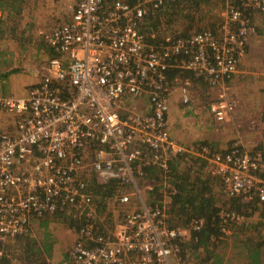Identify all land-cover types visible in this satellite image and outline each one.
<instances>
[{
	"label": "built area",
	"instance_id": "1",
	"mask_svg": "<svg viewBox=\"0 0 264 264\" xmlns=\"http://www.w3.org/2000/svg\"><path fill=\"white\" fill-rule=\"evenodd\" d=\"M165 2L113 0L106 6L104 0H72L70 19L43 36L50 55L40 82L26 97L0 98L1 107L17 116L0 133V264L4 246L24 235L33 219L91 203L86 166L100 182L118 181L115 202L131 211L109 231L84 220L69 251L73 264H206L198 256L202 249L191 248L203 221L168 224L166 199L175 191L169 166L182 151L167 130V70L179 67L212 87L223 85L210 111L219 123L230 120L235 107L225 82L246 52V38L256 32L252 14H264V0H226L219 33L204 28L167 35L158 49L148 42L143 19ZM185 81L179 91L187 102ZM142 99L150 106L145 114L130 103ZM197 149L228 201L263 206L264 151L238 143L224 151ZM144 166L160 172V202L143 199L154 187L147 182L140 189ZM227 207L217 211L214 244L244 220Z\"/></svg>",
	"mask_w": 264,
	"mask_h": 264
},
{
	"label": "rangeland",
	"instance_id": "2",
	"mask_svg": "<svg viewBox=\"0 0 264 264\" xmlns=\"http://www.w3.org/2000/svg\"><path fill=\"white\" fill-rule=\"evenodd\" d=\"M106 1L109 2L108 0ZM225 1L213 0L202 4L198 11H191L190 18L182 16L181 12H177V5H175L171 23L166 22L164 19L160 27L163 32L165 31L166 36L197 32L204 27L210 28L209 26L212 22L218 27L223 20L221 11ZM72 8V0H5V3L0 0V13L6 22L3 25L4 37L0 39V45L12 46V44H18L23 47L15 48L8 57L0 60V98L8 96L26 97L29 90L40 82L44 64L48 59L50 50L49 48H36V46H46V42L43 40L44 34H47L57 24L67 22L71 17ZM177 10L181 11L182 9L177 7ZM184 12L182 11V13ZM257 16L258 18H256ZM256 17L254 23L256 34L259 35L256 38L262 44L261 47H264V26L258 21V19H263L264 14H257ZM10 21L12 22V28L9 27ZM245 51H247V48ZM3 52L0 51L1 57L5 56L2 55ZM30 62H37V65L28 66ZM8 71H11V73L3 76ZM236 72L225 82L226 88L227 82L234 78ZM10 74L17 75L15 77L12 76L10 79ZM175 79L170 84L168 94L167 130L170 138L181 147L182 152L190 153L194 157H200L197 148L201 145H206L214 151H224L234 145V143H238L248 151H264V144L254 148L245 146V140H264V126L257 125L254 121L253 123L246 122L245 125L249 130L245 133L244 139L235 133L234 137L230 136L225 131V124L219 123L214 119L210 111V104L215 101L223 85L217 89L209 86L196 75L192 78L187 72H182ZM30 80L35 81L29 83ZM183 81L188 83V85H184L188 96L187 102L182 101L180 97L179 88L184 84ZM226 92L230 98L228 88ZM132 102L137 103L139 108L141 107L143 110L149 106L148 101L143 99L130 100V103ZM16 118L17 116L14 113L6 111L0 105V133L11 129ZM177 129H181L182 133L186 131L185 137L180 132L177 133ZM190 133L197 134L198 141L191 143L189 141ZM232 137L234 138L233 140ZM180 158L181 156L176 159L180 160ZM192 167H194L193 171L195 173H209L213 177L208 161L203 158L194 160ZM84 177L88 185L87 191L92 194L91 203L76 210L70 208L66 211L56 212L57 215H55L56 213L46 214L40 218L33 219L24 235L8 241L4 246L2 264H25L27 250L28 252H35L38 247H49L50 256L46 258L44 264H73L69 251L79 238L78 229L84 220H90L100 230L109 231L114 228L117 222L122 220L124 214L131 211L130 205H120L117 201L115 202V197L113 196L108 202L102 204V197L94 193L92 183L94 181L98 184L105 182L102 180L100 182L89 166H86ZM138 182L140 189L143 190L145 184L150 181L144 178V180L142 179ZM214 192L218 205L228 204L229 201L223 196L219 181L215 178ZM150 195L143 197L145 202H148V196ZM242 204L239 212L244 215V220L233 226V233L230 237L218 244H214L216 247L211 249V252L200 251L198 256L202 260L208 253H211L210 264H248L257 257L259 259L258 264L260 262L264 264L263 206L255 203L252 205ZM171 220H169L168 215V224L170 223L171 226L183 225H173ZM245 238L262 241L263 248L253 251L247 256L241 250V242ZM191 248L195 250L193 245Z\"/></svg>",
	"mask_w": 264,
	"mask_h": 264
},
{
	"label": "trees",
	"instance_id": "3",
	"mask_svg": "<svg viewBox=\"0 0 264 264\" xmlns=\"http://www.w3.org/2000/svg\"><path fill=\"white\" fill-rule=\"evenodd\" d=\"M108 1L109 2L104 0V4L106 6L110 5L113 0ZM125 1L128 4L135 3V0ZM212 1L213 0H166L165 4L162 7L152 12L148 11L147 15H145L143 19V21L145 22L143 31L146 33L148 42L154 44L158 49H161V47L164 45V37L166 36V34L163 32L160 25H162V20L164 21V19L166 20V22L171 23L173 15L172 13L174 12L175 5H177V12H181L182 16L190 18L191 11H198L202 4H206ZM220 1L223 2L224 0ZM2 3H5V0H2ZM177 7L182 10H177ZM182 11L185 12L182 13ZM4 23L5 20L1 16L0 39L4 37ZM209 27L214 33H218L219 28L215 26V23L212 22ZM152 34L154 35L153 37H151ZM182 72L189 73L192 78L195 76L194 72L190 70L181 69L179 67L169 68L167 70V78L169 79V83L171 84L175 77H178ZM9 73H11V71L6 72L5 74H3V76H6ZM205 83L208 84L207 82ZM175 156L170 161L169 166L170 173L168 183L175 190L174 193L168 194V197L166 199L169 220L172 219L171 222L173 225H184L191 218L201 219L203 221V227L199 232L194 234L197 236V241L192 245L195 247V250L201 248L204 252H211V249H215L216 247L214 246V242L210 240L211 235L217 232L215 217L217 211L221 207H226L227 204L221 206L216 202L214 192V178L211 177L209 173H204L202 171L204 174H200L193 171L194 167L192 166L194 160L201 159V156L194 157L192 154H187L185 152H180L177 154L176 158L181 156L180 160L176 159ZM144 170L147 171V179H149V181L152 182L154 186L151 193H149L153 196H148L147 203L162 201L164 198V193L161 187L162 184H160V172L150 166H144ZM92 184V190L94 191V193L96 195H101L102 204L108 202L112 198V196L115 197L117 190L120 188V184L116 180H109L103 184H98L94 181ZM242 205L243 204L236 199H232L228 202L227 208L241 211L240 208ZM55 215H57V213ZM262 245L263 242L258 239L252 240L245 238L244 241L241 242V250H243V253L245 252V254L248 256L251 252L262 249ZM210 254L208 253L203 259L206 264H210ZM26 256L27 258H25V264H44L46 262V258L50 256L49 247H38L35 252H28L27 250ZM250 262V264H258L259 259L257 257ZM259 264H262V262H260Z\"/></svg>",
	"mask_w": 264,
	"mask_h": 264
},
{
	"label": "crops",
	"instance_id": "4",
	"mask_svg": "<svg viewBox=\"0 0 264 264\" xmlns=\"http://www.w3.org/2000/svg\"><path fill=\"white\" fill-rule=\"evenodd\" d=\"M163 5H161L160 7H162ZM1 15L2 14L0 13V17ZM256 15L257 13L252 14L253 22ZM258 16L256 18H258ZM262 18L263 19L260 20L258 19V21L262 24V26H264V17ZM220 25L222 26L221 22L218 25V28L220 27ZM9 27L12 28L11 21ZM257 36L259 35L256 34V32L248 35L247 46H246L247 51L245 52L244 56L240 58V61L238 62L237 72L234 78L231 81L227 82V88L230 91L229 93L230 99L235 105V109L231 116V119L224 123L225 131L230 136L233 135L235 136V134H238L239 136H242L244 138L245 133L249 130V128L246 127L245 125L246 122L253 123L254 121L255 124L264 126V47H261L262 44L259 43V39L257 40L256 38ZM15 48H23V47H20V45L18 44L16 45L12 44V46L0 45V51L1 52L4 51L3 54L2 53L1 54L5 55L4 57L0 56V60L8 57L11 51L15 50ZM36 48H48V46L46 44V46L44 47L43 45H41L40 47L36 46ZM6 52L8 53L7 55ZM31 65L36 66L37 62H33V63L30 62L28 64V66ZM15 75L10 74L9 78L11 79V77L12 76L15 77ZM25 81H27V79H25ZM34 81L35 80H30L29 83H33ZM148 109L149 110L147 111H143L142 109L143 114H145V112L148 113L150 111V108ZM176 132L177 133L180 132L185 137L186 131L182 133L181 129H177ZM233 137L232 140L234 139ZM189 141H191V143L194 141H198V135L195 133H190ZM260 144H264V140L263 141H260L259 139L252 141L245 140L246 147L254 148ZM1 263H2V259H1Z\"/></svg>",
	"mask_w": 264,
	"mask_h": 264
}]
</instances>
